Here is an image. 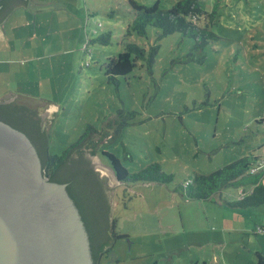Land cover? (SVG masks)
I'll return each mask as SVG.
<instances>
[{"label":"rangeland","instance_id":"obj_1","mask_svg":"<svg viewBox=\"0 0 264 264\" xmlns=\"http://www.w3.org/2000/svg\"><path fill=\"white\" fill-rule=\"evenodd\" d=\"M176 1L159 0L160 8ZM201 5L215 8L210 28L219 36L201 62L187 61L190 36L158 39L149 28L146 36L131 35L146 58L118 85L105 65L123 51L134 17L128 0H29L0 24V97L11 91L59 105L46 130L50 154H61L87 125L112 135L121 122L108 151L131 172L157 162L174 174L168 184L114 186L112 216L127 237L100 264H258L256 253L264 258V203L229 207L223 201L239 197L238 188H225L221 203L190 199L178 189L188 176L264 147V127L257 124L264 116V0ZM195 22L211 21L203 15ZM105 34L107 43L99 39Z\"/></svg>","mask_w":264,"mask_h":264},{"label":"trees","instance_id":"obj_2","mask_svg":"<svg viewBox=\"0 0 264 264\" xmlns=\"http://www.w3.org/2000/svg\"><path fill=\"white\" fill-rule=\"evenodd\" d=\"M28 1L0 0V24L15 6L26 4ZM128 2L134 11V17L124 34L123 51L116 57L108 58L105 65V74L115 85H118L121 77H126L137 66L140 59L146 58V49L131 41L130 37L133 34L139 37L146 36L148 29L154 28L158 31V39L174 32L190 36L194 39V44L187 53V61L198 62L205 57L206 45L219 39L210 28L215 18V8L211 11L204 10L201 0H177L167 9L160 8L159 0L150 6L135 0ZM203 15H208L211 22L200 27L195 21ZM109 37V34H105L99 39L107 43ZM194 49L198 50L199 56L194 55ZM155 53L156 48L149 49L147 57L149 65L153 62ZM134 113L129 111L128 116L132 118ZM0 119L26 133L37 150L43 173L50 181L66 183V189L86 226L94 264H100L102 257L112 252L115 242L127 235L116 230V219L111 214V201L105 178L92 168L87 154L101 153L115 171L120 183L168 184L174 179V174L165 172L157 162L131 172L114 153L106 149L109 143L118 137L116 132L122 126L121 122L117 123L119 127L112 135L107 131V134L101 133L95 127L87 125L79 138L61 154H50L48 135L42 128L35 109L14 102L0 103ZM263 122L264 116L257 119V124L262 127ZM104 138L107 141H103ZM259 152L243 156L209 174L188 176L178 185V189L190 199H214V202L221 203L222 191L225 188H238L239 197L223 201L229 207L244 209L261 205L264 203V174L263 171L250 172V168L260 158ZM256 257L258 264H264V258L260 253H256Z\"/></svg>","mask_w":264,"mask_h":264},{"label":"water","instance_id":"obj_3","mask_svg":"<svg viewBox=\"0 0 264 264\" xmlns=\"http://www.w3.org/2000/svg\"><path fill=\"white\" fill-rule=\"evenodd\" d=\"M9 102L35 109L45 130L59 106L10 91L0 97V103ZM106 131L111 134L100 132ZM87 157L105 178L112 214L114 186L124 183L96 154ZM0 264H94L86 226L66 183L50 181L30 138L1 119Z\"/></svg>","mask_w":264,"mask_h":264},{"label":"built area","instance_id":"obj_4","mask_svg":"<svg viewBox=\"0 0 264 264\" xmlns=\"http://www.w3.org/2000/svg\"><path fill=\"white\" fill-rule=\"evenodd\" d=\"M264 125V122H263ZM259 159L257 160L256 164L250 168L251 173H255L257 171H263L264 174V147H262V150L259 154Z\"/></svg>","mask_w":264,"mask_h":264},{"label":"crops","instance_id":"obj_5","mask_svg":"<svg viewBox=\"0 0 264 264\" xmlns=\"http://www.w3.org/2000/svg\"><path fill=\"white\" fill-rule=\"evenodd\" d=\"M8 92H9V91H8ZM8 92H7V93H8ZM10 92H11V91H10ZM12 93H13V94H16V95H18V94H17V93H15V92H12ZM2 96H3V95H2Z\"/></svg>","mask_w":264,"mask_h":264}]
</instances>
